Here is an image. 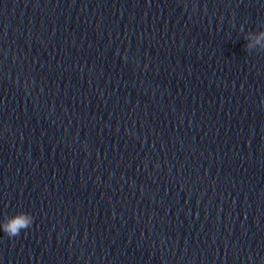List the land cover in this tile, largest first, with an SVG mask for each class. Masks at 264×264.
Returning <instances> with one entry per match:
<instances>
[{"label": "clouds", "instance_id": "1", "mask_svg": "<svg viewBox=\"0 0 264 264\" xmlns=\"http://www.w3.org/2000/svg\"><path fill=\"white\" fill-rule=\"evenodd\" d=\"M247 43L246 51L261 50L264 51V29L257 32H248L245 37ZM34 221L32 214L27 212H19L12 216L6 217L0 222V230H2L9 238L17 237L22 230L29 229Z\"/></svg>", "mask_w": 264, "mask_h": 264}]
</instances>
